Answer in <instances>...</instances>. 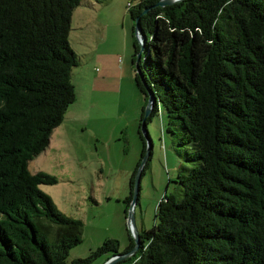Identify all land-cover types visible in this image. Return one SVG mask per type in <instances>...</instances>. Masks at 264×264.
Wrapping results in <instances>:
<instances>
[{
	"label": "trees",
	"instance_id": "trees-1",
	"mask_svg": "<svg viewBox=\"0 0 264 264\" xmlns=\"http://www.w3.org/2000/svg\"><path fill=\"white\" fill-rule=\"evenodd\" d=\"M156 1L128 0L146 35L138 60L133 39L135 79L145 102L147 88L156 97L141 119L160 103L201 163L178 175L181 197L158 201L138 249L112 264H264V0ZM80 2L0 0V264H92L134 244L129 230L123 250L106 238L69 260L83 222L39 187L54 175L28 169L75 99L68 31Z\"/></svg>",
	"mask_w": 264,
	"mask_h": 264
},
{
	"label": "rangeland",
	"instance_id": "rangeland-1",
	"mask_svg": "<svg viewBox=\"0 0 264 264\" xmlns=\"http://www.w3.org/2000/svg\"><path fill=\"white\" fill-rule=\"evenodd\" d=\"M133 27L128 0H81L72 9L68 40L79 60L71 71L75 99L52 129L47 146L28 162L31 172L43 170L57 178L39 187L61 211L83 222L69 260L88 255L106 238L118 240L119 250L129 243L125 198L143 147L141 113L146 105L135 79L137 57L132 62ZM102 62L106 74L95 69ZM145 125L151 149L134 205L139 231L156 222V205L165 194L181 197L178 175L201 163L186 156L198 147L186 139L183 127L168 122L160 103ZM104 258V253L98 255L92 264Z\"/></svg>",
	"mask_w": 264,
	"mask_h": 264
},
{
	"label": "water",
	"instance_id": "water-1",
	"mask_svg": "<svg viewBox=\"0 0 264 264\" xmlns=\"http://www.w3.org/2000/svg\"><path fill=\"white\" fill-rule=\"evenodd\" d=\"M175 1H178V0H157L155 4L163 6L165 4H170V3L175 2ZM146 10L147 9L145 8V11ZM134 32H135V35L137 36V39L140 43V50L136 54V57L138 60L140 58L141 52L144 50V47H145L144 44H145V39H146V35L142 31V29L139 25L138 16L135 18ZM146 90H147L148 98H147L145 109H144V115L145 116L150 114V112L152 110L153 102L156 100V97H155L154 93L152 92V90L149 88H147ZM142 132H143V135L146 139V150H145V153L143 154V156H142V158H141V160L137 166V169H136V172L134 175L132 198H131L130 203H129V211L127 214V223H128V227H129V230L131 232V235L133 237L134 244L127 251L115 252L98 264H112L113 262L117 261L118 259L127 257L130 254H133L138 249V247L141 243L140 233H139V230L137 229L136 223H135L134 205L137 202L138 196H139L140 177L142 174V169H143V166H144V164H145V162H146V160L150 154V149H151V138L148 135L144 120H142Z\"/></svg>",
	"mask_w": 264,
	"mask_h": 264
},
{
	"label": "crops",
	"instance_id": "crops-1",
	"mask_svg": "<svg viewBox=\"0 0 264 264\" xmlns=\"http://www.w3.org/2000/svg\"><path fill=\"white\" fill-rule=\"evenodd\" d=\"M104 66L105 64L103 62L95 66V69L97 70L98 74H101V73L106 74L107 71L103 72ZM98 74H97L98 77H101V78L103 77L102 75H98Z\"/></svg>",
	"mask_w": 264,
	"mask_h": 264
}]
</instances>
